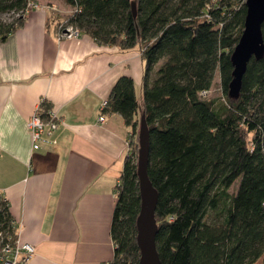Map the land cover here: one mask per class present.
<instances>
[{"label":"trees","instance_id":"obj_1","mask_svg":"<svg viewBox=\"0 0 264 264\" xmlns=\"http://www.w3.org/2000/svg\"><path fill=\"white\" fill-rule=\"evenodd\" d=\"M63 1L71 11L56 29L66 23L97 45L137 48L144 61L140 100L123 75L104 112L120 115L132 139L141 115L147 122L160 264H264V55L247 64L239 97L227 95L246 0ZM28 2L0 0V18L15 14L0 20V43L23 25ZM261 30L264 43V23ZM216 72L223 95L210 98ZM49 110L44 101L42 117ZM129 146L115 187L113 257L104 264H139L137 156ZM16 238L0 193V249Z\"/></svg>","mask_w":264,"mask_h":264},{"label":"crops","instance_id":"obj_2","mask_svg":"<svg viewBox=\"0 0 264 264\" xmlns=\"http://www.w3.org/2000/svg\"><path fill=\"white\" fill-rule=\"evenodd\" d=\"M49 7L28 12L0 43V193L17 237L35 248L26 264H104L132 138L120 115L98 116L123 75L140 100L144 61L137 48L100 46L85 34L60 39L61 16ZM40 99L58 125L33 150L26 123Z\"/></svg>","mask_w":264,"mask_h":264},{"label":"water","instance_id":"obj_3","mask_svg":"<svg viewBox=\"0 0 264 264\" xmlns=\"http://www.w3.org/2000/svg\"><path fill=\"white\" fill-rule=\"evenodd\" d=\"M245 6L243 31L230 56L233 67L227 93L230 99L239 97L242 78L249 61L252 58L259 61L264 55L261 30L264 23V0H246ZM132 12L135 16L134 6H132ZM137 145L136 173L139 184L140 210L136 220V242L140 253L139 264H160L155 244L157 225L154 216L158 195L147 174L150 140L148 125L143 115L138 121Z\"/></svg>","mask_w":264,"mask_h":264},{"label":"built area","instance_id":"obj_4","mask_svg":"<svg viewBox=\"0 0 264 264\" xmlns=\"http://www.w3.org/2000/svg\"><path fill=\"white\" fill-rule=\"evenodd\" d=\"M37 5L34 1L29 0L27 6V13L32 9H37ZM55 10V8H53ZM57 34L60 39H73L80 36V32L66 23L57 27ZM44 100L40 99L37 103L34 111L27 120L26 127L31 137L32 149L37 150L39 143L44 142L45 136L51 134L58 125V119L50 109L48 111V117H42V104ZM107 106V100H104L100 106V115L98 121L102 123L105 118L104 109ZM16 224V234H17ZM35 248L32 244L22 242L17 237L12 246L5 245L0 249V264H26L34 255Z\"/></svg>","mask_w":264,"mask_h":264},{"label":"rangeland","instance_id":"obj_5","mask_svg":"<svg viewBox=\"0 0 264 264\" xmlns=\"http://www.w3.org/2000/svg\"><path fill=\"white\" fill-rule=\"evenodd\" d=\"M34 1L38 6V10H42V9H47L48 6H53L51 8H55V13L58 16H66L70 11L71 8L69 6H67L63 0H32ZM49 7V8H50ZM34 10V9H32ZM30 12V11H29ZM15 17V14L13 13H7L4 14L3 16H1L0 20L3 22H10L13 18ZM160 64V63H159ZM223 93H222V89H221V85H220V81H219V77H218V73L216 72L214 75V81H213V85L210 91V94H208V96L210 98L213 97H222ZM135 143V153L137 156V150H138V145H137V133L134 139L131 140V143ZM134 145V144H133ZM236 184H234L231 188H230V192H234L236 189ZM254 264H262V259L258 260L256 263Z\"/></svg>","mask_w":264,"mask_h":264}]
</instances>
